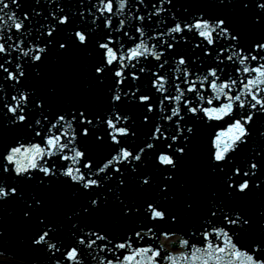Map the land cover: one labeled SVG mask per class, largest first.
I'll return each instance as SVG.
<instances>
[{
    "label": "snow or ice",
    "instance_id": "6c2138e0",
    "mask_svg": "<svg viewBox=\"0 0 264 264\" xmlns=\"http://www.w3.org/2000/svg\"><path fill=\"white\" fill-rule=\"evenodd\" d=\"M9 206L29 264H264V0H0Z\"/></svg>",
    "mask_w": 264,
    "mask_h": 264
},
{
    "label": "bare ground",
    "instance_id": "6f19581e",
    "mask_svg": "<svg viewBox=\"0 0 264 264\" xmlns=\"http://www.w3.org/2000/svg\"><path fill=\"white\" fill-rule=\"evenodd\" d=\"M168 247V246H167ZM175 252H178V251H180V249H178V250H174ZM0 260H2L3 262L2 263H0V264H18V263H16V262H12L11 260H8V259H5L4 257H0Z\"/></svg>",
    "mask_w": 264,
    "mask_h": 264
},
{
    "label": "water",
    "instance_id": "95a60500",
    "mask_svg": "<svg viewBox=\"0 0 264 264\" xmlns=\"http://www.w3.org/2000/svg\"><path fill=\"white\" fill-rule=\"evenodd\" d=\"M1 211L4 213L3 217L8 215V210H5V211H4L3 208H0V212H1ZM1 215H2V213H0V216H1Z\"/></svg>",
    "mask_w": 264,
    "mask_h": 264
},
{
    "label": "rangeland",
    "instance_id": "374dc122",
    "mask_svg": "<svg viewBox=\"0 0 264 264\" xmlns=\"http://www.w3.org/2000/svg\"><path fill=\"white\" fill-rule=\"evenodd\" d=\"M3 261L2 260H0V263H2Z\"/></svg>",
    "mask_w": 264,
    "mask_h": 264
}]
</instances>
